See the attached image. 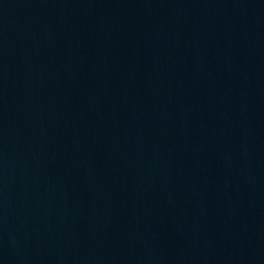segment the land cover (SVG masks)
I'll use <instances>...</instances> for the list:
<instances>
[{"label": "water", "instance_id": "obj_1", "mask_svg": "<svg viewBox=\"0 0 264 264\" xmlns=\"http://www.w3.org/2000/svg\"><path fill=\"white\" fill-rule=\"evenodd\" d=\"M0 264H264V0H0Z\"/></svg>", "mask_w": 264, "mask_h": 264}]
</instances>
